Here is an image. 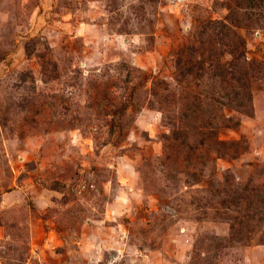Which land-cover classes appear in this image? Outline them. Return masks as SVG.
Returning a JSON list of instances; mask_svg holds the SVG:
<instances>
[{
	"label": "rangeland",
	"instance_id": "374dc122",
	"mask_svg": "<svg viewBox=\"0 0 264 264\" xmlns=\"http://www.w3.org/2000/svg\"><path fill=\"white\" fill-rule=\"evenodd\" d=\"M261 186L264 0H0V264H264Z\"/></svg>",
	"mask_w": 264,
	"mask_h": 264
},
{
	"label": "trees",
	"instance_id": "16d2710c",
	"mask_svg": "<svg viewBox=\"0 0 264 264\" xmlns=\"http://www.w3.org/2000/svg\"><path fill=\"white\" fill-rule=\"evenodd\" d=\"M259 1L261 2L262 0H259ZM239 47H241L240 52L242 53V47H243L242 41L239 42ZM182 54H187L188 55V59H186V61H183V60L180 59L179 62H181V68H182L183 71L185 70L187 73H190V71H191L190 70V65H191L192 62H194L193 56L195 54L197 55V52L194 51L192 48H187V49L184 50V52H182ZM231 56H232V61H234V56L233 55H231ZM242 58L244 59V55L241 54L240 61H242ZM238 61H239V59L237 58L234 61V62H236V64L228 62V63H226L224 65V80H222V81L226 85H230V83H233V82L237 83L236 74H237V72L240 69V66H238V63L240 61L239 62ZM226 68H228L231 72L227 71ZM220 76H222V75H220ZM241 94H243V93H241ZM241 94H235L233 100L236 101V103H234V104L237 105V107L244 108V104H242V99H244V95H241ZM244 94H245V98L247 97V100H248V98H250V95L248 94V91H247V95H246V93H244ZM249 101H250V99H249ZM247 105H248L249 108H251L249 103ZM246 111L247 110H244V113H248ZM236 126H237V124L234 125V127H236ZM181 137H182V142L186 141L187 133H185L182 130H179L178 128L175 129L173 127V130H171L170 135L166 137V140L167 141H176V140H179ZM199 144H200L199 147H201V148H206V146H207V144L204 142V140H201ZM196 150H198V148L193 149V152L196 153L195 152ZM263 189L264 188L262 186L261 187H250L249 189L244 188L245 193L248 192V198L244 199L245 206H246L245 207V211H247L248 213L251 212L253 214L258 215L259 220L257 221L256 224L264 222V190ZM236 204H238V203H236ZM246 219L251 220L248 217H246ZM228 222L230 223V228L232 230H234L235 229L234 228V224L231 222V220L228 221ZM260 243L264 244V234H263L262 239H260Z\"/></svg>",
	"mask_w": 264,
	"mask_h": 264
}]
</instances>
